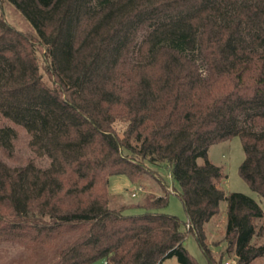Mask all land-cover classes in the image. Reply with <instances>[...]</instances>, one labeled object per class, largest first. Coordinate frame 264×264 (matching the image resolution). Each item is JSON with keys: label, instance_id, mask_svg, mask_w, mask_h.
<instances>
[{"label": "trees", "instance_id": "obj_1", "mask_svg": "<svg viewBox=\"0 0 264 264\" xmlns=\"http://www.w3.org/2000/svg\"><path fill=\"white\" fill-rule=\"evenodd\" d=\"M6 1L33 34L0 12V114L50 163L9 165L16 132L0 128V244L22 246V264H199L192 233L223 264L205 227L226 202L236 264L264 257V206L226 193L209 159L239 137L240 176L264 201V0ZM149 166L170 172L187 222L162 212L164 184L113 204L110 177L140 185Z\"/></svg>", "mask_w": 264, "mask_h": 264}, {"label": "rangeland", "instance_id": "obj_2", "mask_svg": "<svg viewBox=\"0 0 264 264\" xmlns=\"http://www.w3.org/2000/svg\"><path fill=\"white\" fill-rule=\"evenodd\" d=\"M239 4L243 0H237ZM0 12L4 14L6 19L15 28L26 34H33V29L26 19L6 0H0ZM199 58L197 62H199ZM243 123V122H242ZM243 125H246L243 123ZM121 128L120 126H118ZM0 128H12L16 135L13 138L14 156L9 159L4 156L2 158L11 166L23 164L31 158H35L36 162L41 167H47L49 160L46 157L38 158L30 147V136L21 127L11 123L0 114ZM118 128V129H119ZM245 157L243 145L239 137H234L230 140L220 142L213 145L209 151L210 161L219 166L224 174V179L221 182V188L226 193L240 192L264 206L263 199L254 191L240 176L239 168ZM151 174H145L141 177V184H134L125 175H115L110 177L109 190L116 196L114 205L119 204L132 205L142 203L146 195L151 193L161 194L163 191L162 184L166 185L169 191V205L162 210L166 214H171L179 217L184 222L188 221V216L184 204L176 193V189L180 191L179 186L173 180L170 172L166 168H156L149 166ZM176 188V189H175ZM227 203L222 202L220 209L221 214L205 227L207 239L206 243L211 249L213 256L217 259L223 256V264L229 262L236 264L234 254L228 252L229 244L225 240V212ZM137 209L132 213H140ZM188 228V227H187ZM186 228V229H187ZM259 244L264 243V238L258 240ZM189 252L199 264H207V257L202 251L194 234L190 233L186 241ZM25 251L22 246L15 243L0 244V264H22L21 259L25 258ZM93 264H105L103 260H99ZM162 264H180L176 257L166 259ZM253 264H264V257L254 261Z\"/></svg>", "mask_w": 264, "mask_h": 264}, {"label": "built area", "instance_id": "obj_3", "mask_svg": "<svg viewBox=\"0 0 264 264\" xmlns=\"http://www.w3.org/2000/svg\"><path fill=\"white\" fill-rule=\"evenodd\" d=\"M225 264H230L229 262H226Z\"/></svg>", "mask_w": 264, "mask_h": 264}]
</instances>
